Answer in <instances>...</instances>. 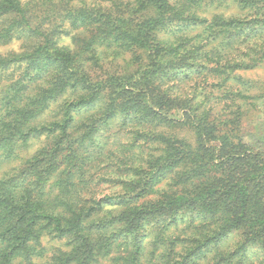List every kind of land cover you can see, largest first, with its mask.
<instances>
[{
	"label": "clouds",
	"instance_id": "9594fccd",
	"mask_svg": "<svg viewBox=\"0 0 264 264\" xmlns=\"http://www.w3.org/2000/svg\"><path fill=\"white\" fill-rule=\"evenodd\" d=\"M5 9L0 264H264V0ZM109 196L139 221L90 228Z\"/></svg>",
	"mask_w": 264,
	"mask_h": 264
},
{
	"label": "trees",
	"instance_id": "16d2710c",
	"mask_svg": "<svg viewBox=\"0 0 264 264\" xmlns=\"http://www.w3.org/2000/svg\"><path fill=\"white\" fill-rule=\"evenodd\" d=\"M9 11L8 9H5L3 11H0V16L5 15V13ZM5 68L7 65L4 66ZM10 103V102H9ZM55 123V122H54ZM104 199L105 203L104 205H93L90 207L89 212L91 215H89V220L92 221V224L89 225L90 228H93L97 225L99 226H111L117 223H127L129 227L133 226V220L139 221V214L136 217H131L125 215L124 211L122 210L123 205L121 203H109L111 200V197L102 198ZM2 202V201H0ZM93 209H95L93 211ZM119 210V211H117ZM149 214H145V222H157L159 221H148L147 216ZM55 220V218H52V220H49V225ZM169 228L176 227L175 223H169ZM196 235L190 238L185 237H177L173 242V248L176 244H185L188 245L187 247V255H195L198 256L199 260L202 262L204 260H207V254L206 251L209 250V245L214 242V244H221V243H227V239L223 241H218L219 239V231L212 232L211 235H208L209 229L207 227H197L195 230ZM185 264H189L188 259L186 258ZM213 264H219L218 261H214Z\"/></svg>",
	"mask_w": 264,
	"mask_h": 264
}]
</instances>
